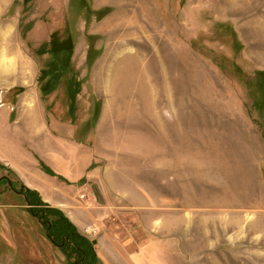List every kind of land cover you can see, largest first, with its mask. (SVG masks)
<instances>
[{"label": "rangeland", "instance_id": "obj_1", "mask_svg": "<svg viewBox=\"0 0 264 264\" xmlns=\"http://www.w3.org/2000/svg\"><path fill=\"white\" fill-rule=\"evenodd\" d=\"M9 17L0 90L30 74L12 96L38 88L47 120L28 155L0 160V264L77 260L26 190L99 264L105 237L131 262L156 245L159 264H264V0H13ZM49 114L75 131L61 157Z\"/></svg>", "mask_w": 264, "mask_h": 264}, {"label": "crops", "instance_id": "obj_2", "mask_svg": "<svg viewBox=\"0 0 264 264\" xmlns=\"http://www.w3.org/2000/svg\"><path fill=\"white\" fill-rule=\"evenodd\" d=\"M12 2L13 0H0V6L4 9L7 6H10ZM12 20L14 21L13 18L9 17L7 21L0 23V26L2 27L0 28V35L2 32L7 33L8 36L11 35V33L12 34L14 33L15 24L13 23ZM5 50L6 48H4V50L0 49V53L1 51H5ZM7 73L10 74V76L11 74H13V72L11 73V71H8ZM27 77L30 79V74L26 73V78L24 82H21L19 84L14 83L13 85L11 84V86H9L7 90H0V160L2 162L10 158H12V160L14 161H17L16 158L26 154L28 155L25 149L27 141L29 145L32 146L31 141L37 140L40 136L35 133L32 136V138L29 139L31 135H29V132H27L28 129L27 127L28 126L30 127L31 124L36 125L38 123L37 121L41 123L43 119H45V117L47 120L46 110L44 108V105L42 104V99L38 91V88H31L29 91H25L22 94L20 93L17 96H12V92L14 89H16V87L23 88L27 86H32L31 80L26 81ZM14 100H16V102ZM5 102H7V106L1 105L2 103L5 104ZM16 108H18V110H16ZM12 114H14V116L16 117L23 116L22 118L24 120V122L23 120H20L21 122H19L15 130H13L10 123ZM49 115L51 117L50 120L57 125L55 127L52 126L56 134H51V132L48 133L49 137L51 138H57V137L59 138V143L56 142L54 145L55 149L56 148L59 149L60 145L63 146L64 148H72L74 142L73 136L75 131L69 133L67 128H65V126H63L60 121L58 122L56 116H54L53 114H49ZM31 119H32V123L30 122ZM13 134L15 135V137H13ZM64 152L65 151H62V149L60 148L58 150L59 157L63 156ZM53 156H55L56 158V160L54 159L55 160L54 163L56 164V167L60 169V171H64L67 167L74 164L70 161L72 157L66 158L64 160H62V158L61 159L58 158L57 160L58 156L56 155ZM86 168L87 166H85V169ZM116 239L105 237L102 240L101 247H99V251H98L99 253L97 252L98 257L100 259H103V261L106 264H116V263L136 264V262L138 264H159L161 262L159 256L162 249L158 248L156 245L155 246L153 245L154 250L146 249L143 250V252L141 253H139L138 250V252L135 253L134 256L132 257L133 262H131L129 258H127L126 254L120 249L121 243L119 242V239L118 238ZM103 246H105L104 249ZM106 249L112 255H108L109 253L105 254Z\"/></svg>", "mask_w": 264, "mask_h": 264}, {"label": "trees", "instance_id": "obj_3", "mask_svg": "<svg viewBox=\"0 0 264 264\" xmlns=\"http://www.w3.org/2000/svg\"><path fill=\"white\" fill-rule=\"evenodd\" d=\"M33 192L26 190V200L31 206L30 214L35 217L46 231L48 240L63 251L66 258L70 260L76 254L77 260L71 264H99L94 247L78 235L75 226L58 210H35L34 203L29 198ZM39 203L37 202L36 205ZM48 212H51L56 220H48Z\"/></svg>", "mask_w": 264, "mask_h": 264}]
</instances>
